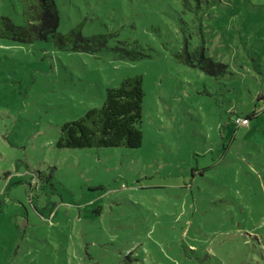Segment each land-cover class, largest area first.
<instances>
[{
    "label": "rangeland",
    "instance_id": "rangeland-1",
    "mask_svg": "<svg viewBox=\"0 0 264 264\" xmlns=\"http://www.w3.org/2000/svg\"><path fill=\"white\" fill-rule=\"evenodd\" d=\"M56 2L0 37V264H264V0ZM135 74L141 146H57Z\"/></svg>",
    "mask_w": 264,
    "mask_h": 264
},
{
    "label": "trees",
    "instance_id": "trees-1",
    "mask_svg": "<svg viewBox=\"0 0 264 264\" xmlns=\"http://www.w3.org/2000/svg\"><path fill=\"white\" fill-rule=\"evenodd\" d=\"M21 8V22L12 17L0 15V37L20 42H33L57 34L60 15L56 0H18ZM197 58L206 60L204 51L196 49ZM188 61L193 63L188 54ZM145 97L143 76L129 75L117 86L106 90L105 101L74 120L61 125L56 141L59 147H100L124 146L129 148L142 145L143 101ZM262 105L246 115H238L249 126L252 118L264 112V92H259ZM236 122V121H235Z\"/></svg>",
    "mask_w": 264,
    "mask_h": 264
},
{
    "label": "built area",
    "instance_id": "built-area-1",
    "mask_svg": "<svg viewBox=\"0 0 264 264\" xmlns=\"http://www.w3.org/2000/svg\"><path fill=\"white\" fill-rule=\"evenodd\" d=\"M237 120H238V122H243V123H246V120L245 119H243V118H241V117H237Z\"/></svg>",
    "mask_w": 264,
    "mask_h": 264
}]
</instances>
